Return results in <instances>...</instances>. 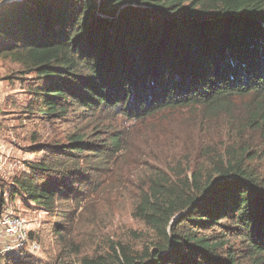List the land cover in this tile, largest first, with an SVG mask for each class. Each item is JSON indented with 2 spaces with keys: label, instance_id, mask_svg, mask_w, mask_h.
<instances>
[{
  "label": "trees",
  "instance_id": "trees-1",
  "mask_svg": "<svg viewBox=\"0 0 264 264\" xmlns=\"http://www.w3.org/2000/svg\"><path fill=\"white\" fill-rule=\"evenodd\" d=\"M0 59L35 127L10 195L53 218L30 240L65 241L119 164L138 226L81 264H264V0H14ZM38 125L64 136L41 142ZM143 149L162 164L148 175Z\"/></svg>",
  "mask_w": 264,
  "mask_h": 264
},
{
  "label": "rangeland",
  "instance_id": "rangeland-1",
  "mask_svg": "<svg viewBox=\"0 0 264 264\" xmlns=\"http://www.w3.org/2000/svg\"><path fill=\"white\" fill-rule=\"evenodd\" d=\"M3 1L5 0H0V3ZM16 67L17 65L0 59L1 138L5 145L6 158L4 165L0 167V194L4 199L0 211L8 210L15 216L24 219L25 228L29 233L32 230L50 229L53 218L35 205L26 206L23 200L18 199V195H10L14 178L26 169L24 160H32L36 157L29 148L33 143V140L30 139V131L35 127L30 126L26 131V126H20L17 110L11 105V102L17 104L25 100L22 82L19 79L7 78L12 75V71L17 70ZM38 126L41 142H46L52 138L51 136L56 140L64 136L63 131L56 129L55 125ZM145 153V149L141 150V153L139 151L136 158L138 159L139 155ZM141 159L144 167H139L141 170H145L147 175L151 166L162 165L147 154ZM125 161L128 162V159L121 160L122 163ZM121 168L119 164H116L109 170V175L105 176L106 172L103 173L101 177L103 179L97 185L96 193L87 195L88 198L81 202L76 211L69 213V218L64 222L66 230L64 233L67 236L65 241L57 235H47L46 238L42 237L43 242H38L35 239L30 240L27 235V243L36 241L39 244V250L33 255L25 251L29 248L27 244H24L21 249L14 248V250L4 251L7 244H13L15 241L0 237V256H7V253L13 251L14 254L10 255L24 260L30 258L32 261H41L42 264L51 262L53 264H81V259L84 256H91L95 251L102 252L109 244L108 240H116V238L127 234L130 237L129 231L138 226L130 213V200L135 182L133 177L128 176L132 184L126 191V183L120 181L123 178ZM121 186H123V190L119 189ZM71 233L72 235H69ZM133 242L136 246L135 239Z\"/></svg>",
  "mask_w": 264,
  "mask_h": 264
},
{
  "label": "built area",
  "instance_id": "built-area-1",
  "mask_svg": "<svg viewBox=\"0 0 264 264\" xmlns=\"http://www.w3.org/2000/svg\"><path fill=\"white\" fill-rule=\"evenodd\" d=\"M5 1L12 2L14 0ZM5 160V145L0 132V167L4 165ZM25 226L26 222L24 219L15 216L8 210L0 211V237H6L9 240L15 241L13 244H7L4 251L14 250V248L21 249L24 244H27V247H29L27 251L31 254H35V252L39 250V244L36 241L27 243L28 231Z\"/></svg>",
  "mask_w": 264,
  "mask_h": 264
},
{
  "label": "water",
  "instance_id": "water-1",
  "mask_svg": "<svg viewBox=\"0 0 264 264\" xmlns=\"http://www.w3.org/2000/svg\"><path fill=\"white\" fill-rule=\"evenodd\" d=\"M5 2H6V1L1 2V3H0V7H1Z\"/></svg>",
  "mask_w": 264,
  "mask_h": 264
}]
</instances>
